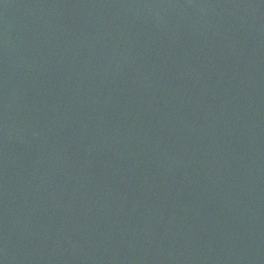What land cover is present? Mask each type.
Masks as SVG:
<instances>
[{
    "label": "water",
    "instance_id": "water-1",
    "mask_svg": "<svg viewBox=\"0 0 264 264\" xmlns=\"http://www.w3.org/2000/svg\"><path fill=\"white\" fill-rule=\"evenodd\" d=\"M0 264H264V0H0Z\"/></svg>",
    "mask_w": 264,
    "mask_h": 264
}]
</instances>
